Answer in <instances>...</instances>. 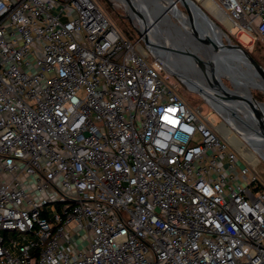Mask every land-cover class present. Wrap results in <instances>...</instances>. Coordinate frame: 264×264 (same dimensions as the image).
<instances>
[{
	"label": "built area",
	"instance_id": "built-area-1",
	"mask_svg": "<svg viewBox=\"0 0 264 264\" xmlns=\"http://www.w3.org/2000/svg\"><path fill=\"white\" fill-rule=\"evenodd\" d=\"M148 55L96 0H0V264H264L263 156Z\"/></svg>",
	"mask_w": 264,
	"mask_h": 264
},
{
	"label": "bare ground",
	"instance_id": "bare-ground-1",
	"mask_svg": "<svg viewBox=\"0 0 264 264\" xmlns=\"http://www.w3.org/2000/svg\"><path fill=\"white\" fill-rule=\"evenodd\" d=\"M130 17L137 22L138 16V6L137 0H122ZM143 9L141 12L144 14V24L146 26V31L154 39L155 46L153 48L154 53L159 57L163 58L169 65H171L176 71L181 72L183 75L190 77H196L200 82L196 83L193 81H187L188 86L191 89L198 90L202 89L208 96L215 97L211 90H216L215 83L221 82L213 71L212 75L204 76V71H212V65H217L219 67L223 66L229 75L230 81L232 82L234 89H230L222 83L229 92L236 93L241 101L237 103L234 102H224L216 98L217 103H213L225 116L226 122L232 125L233 129L237 130L241 137L233 136L231 138L232 142L236 144L238 149L246 144L247 148L244 150L245 154L254 161H258L257 154L264 157V140L259 136L258 132L264 133V119L263 122H259L255 119V112L262 110L264 112V104L257 103L253 97L248 96L244 87L248 89H260L264 91V80L260 75L250 69L240 58V60L229 61L227 56H215L214 53L206 46L197 44L189 35L187 31L188 27H191V22H193L194 11H187L189 18L184 14L179 6H177V1L172 2L171 0H166L162 3L159 0H142ZM162 4L167 5V12H170L173 17L178 20L180 24L183 25L185 30L177 29L174 24H172L171 19L165 16L166 10ZM187 6V4L185 3ZM207 5L215 6L213 0H207ZM188 7V6H187ZM217 7V6H215ZM219 18L228 19V15L221 9L216 11ZM228 25L231 27V22L227 20ZM136 26V24H135ZM138 29L141 30L140 25H137ZM180 27V26H179ZM171 28V31L168 29ZM204 30L200 32L207 34L211 38H218L222 42L221 35L224 33L221 29L215 27H204ZM185 39V42L184 40ZM184 42L186 48L182 49L178 54L170 52L169 47L174 46L177 42ZM195 46V51H190V46ZM174 48V47H171ZM176 49V48H175ZM180 49V48H179ZM175 51V50H174ZM222 53V52H221ZM189 54H194V58L189 57ZM224 54V53H223ZM222 54V55H223ZM194 60H196L194 62ZM207 60V61H205ZM240 61H243L241 63ZM199 62V63H198ZM216 88V89H215ZM252 103V104H250ZM227 115L230 116L229 120ZM236 124V126H234ZM227 126V125H226ZM225 125L221 124L220 128L225 130L226 135L232 131L231 127L227 128ZM243 142H242V141ZM243 150V149H242Z\"/></svg>",
	"mask_w": 264,
	"mask_h": 264
},
{
	"label": "rangeland",
	"instance_id": "rangeland-1",
	"mask_svg": "<svg viewBox=\"0 0 264 264\" xmlns=\"http://www.w3.org/2000/svg\"><path fill=\"white\" fill-rule=\"evenodd\" d=\"M96 2L105 11V13L108 15V17L116 24V26L120 29V31L127 38H129L132 42L139 41L142 44V46L144 48H146L144 41L140 36L139 29L137 27L138 23L136 22V20H134L130 17L128 10L126 8V5L122 0H96ZM198 2L203 6V9L215 20V22L226 33V34L223 33L221 35L223 41L227 42V40L230 39V41L232 43L240 44L242 47H244L246 50H248L255 58L257 57L261 61V63H264V42H262V41L258 42L257 40H253V38L249 34H247L246 32H242L239 28H234L231 30L230 26L227 23L228 19H226V18L221 19V18H219L218 13H216V11L218 9H220L219 7H215V6L212 7L210 5H207V0H198ZM176 3H177V6H179V8L181 9V11L184 14H186V16L189 18V15L187 14L186 11H184V7L182 6L181 2L177 1ZM162 5L166 10L165 16H167L169 19H171L172 24H174L177 29L185 30L183 25L180 24L178 22V20H176V18L172 16V14L170 12H167V5H165V4H162ZM224 11H225V8H224ZM135 24H136V26H135ZM168 30L171 31V28H169ZM190 37H191V35H190ZM182 40H184V42H185V39H182ZM184 42L179 41L174 46H171L174 48L169 47L168 50H170V52L178 54L181 51V48L182 49L186 48V44ZM188 49H190V51L192 50V52H193V51H195V46L192 45ZM146 50H147V48H146ZM193 56H194V54H189V57L192 58ZM147 60L150 63H155L158 68L162 69L161 64L155 59V57L150 52H149V55L147 57ZM195 61L196 60H194V62ZM205 61H207V60H205ZM240 62L243 63V61H240ZM243 64L247 65L245 63H243ZM213 71L216 74V76L218 77V79L220 81H222V83H224L225 86H227L230 89H234V86H233L232 82L230 81L229 75L227 74V72L223 66L219 67L215 64L212 65V71L211 70L210 71L205 70L204 76L206 77L208 75H212ZM161 73H162V76L172 85V87L175 88V90L183 97V99L188 103V105L193 110L197 111V113L201 117H203V116L207 115L209 112H211L210 119L213 121L214 125H218L223 121L226 123V125H227L226 127H228V128L231 127L233 132L230 131L229 132L230 134L235 133L234 136L241 137L240 134L238 133V131L233 129L232 125L230 126V124H228L226 122V118L224 116H221L220 114H218L213 109V104L208 102L200 93L191 89L187 84L183 83L182 81H180L176 77L170 76L163 69H162ZM244 89H245L246 93L248 94V96H250V97H252L253 94L255 95V93H257L258 91H259L258 94L260 92L264 93V91H262L260 89H248L247 87H244ZM255 97H256V95H255ZM259 101L264 102V99L259 100ZM200 107L202 108L201 110H199ZM227 118L229 120H231L230 116H228V115H227ZM234 126H236V124ZM245 143L243 142V145L239 147L240 149H243V152L247 148L246 144H249V143H246V144ZM259 158H260V162H259V165L257 166V169H258L259 173L261 174V176L264 178V158L263 157H259Z\"/></svg>",
	"mask_w": 264,
	"mask_h": 264
},
{
	"label": "water",
	"instance_id": "water-1",
	"mask_svg": "<svg viewBox=\"0 0 264 264\" xmlns=\"http://www.w3.org/2000/svg\"><path fill=\"white\" fill-rule=\"evenodd\" d=\"M162 3H165L166 0H159ZM172 2H176V0H171ZM184 7V11H194V17L193 22H191V27H188L187 31H189V34L193 38L194 41L197 42L199 45H204L208 47L215 56L221 55V56H227L229 58V61L232 60H240L243 59L244 62H246L247 66L254 70L257 75H260L264 80V65L259 62L248 50H246L244 47H242L240 44H235L230 41V39L227 40V42H222L218 38H211L207 34L200 32L201 30H204V27H211V28H219L223 32L224 30L215 22V20L203 9V6L198 2V0H179ZM143 1L137 0V6H138V16H137V23L140 25L141 30H139L140 36L144 41V44L147 48V50L155 57V59L161 64L164 71H166L170 76L176 77L183 83L187 84V81H193V82H200L197 78L185 76L181 72L176 71L171 65H169L163 58L159 57L156 53H154L153 48L155 46L154 39L149 34V32L146 31V26L144 24V14L141 12V8L143 9ZM187 4V6L185 5ZM166 4V3H165ZM224 34H226L224 32ZM222 52V53H221ZM224 53V54H223ZM223 54V55H222ZM216 90H211V93L218 99L224 102H234L237 103L238 101H241L240 97L234 93L229 92L225 86L221 82L215 83ZM194 90V89H193ZM198 93H200L208 102L210 103H217V100L215 97L208 96L202 89L195 90ZM253 99L260 104H264V102L259 101L255 95H252ZM252 104V103H250ZM255 119H258V121L261 123L264 119V112L262 110L255 112ZM259 136L264 140V133L258 132Z\"/></svg>",
	"mask_w": 264,
	"mask_h": 264
},
{
	"label": "trees",
	"instance_id": "trees-1",
	"mask_svg": "<svg viewBox=\"0 0 264 264\" xmlns=\"http://www.w3.org/2000/svg\"><path fill=\"white\" fill-rule=\"evenodd\" d=\"M257 41L260 42V40H257ZM256 59H257L259 62H261L257 57H256ZM262 64H264V63H262ZM258 92H259V91H258ZM258 92L255 93L256 97H257L259 100H263V99H264V93L260 92V93L258 94Z\"/></svg>",
	"mask_w": 264,
	"mask_h": 264
}]
</instances>
